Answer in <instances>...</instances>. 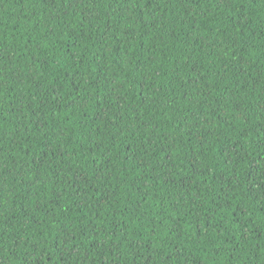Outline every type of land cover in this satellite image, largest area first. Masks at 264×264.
Here are the masks:
<instances>
[{"label": "trees", "instance_id": "1", "mask_svg": "<svg viewBox=\"0 0 264 264\" xmlns=\"http://www.w3.org/2000/svg\"><path fill=\"white\" fill-rule=\"evenodd\" d=\"M0 264H264V0H0Z\"/></svg>", "mask_w": 264, "mask_h": 264}]
</instances>
